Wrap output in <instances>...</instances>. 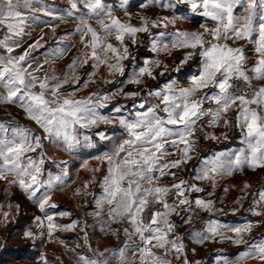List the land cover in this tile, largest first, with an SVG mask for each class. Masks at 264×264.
Here are the masks:
<instances>
[{"label": "snow or ice", "instance_id": "snow-or-ice-1", "mask_svg": "<svg viewBox=\"0 0 264 264\" xmlns=\"http://www.w3.org/2000/svg\"><path fill=\"white\" fill-rule=\"evenodd\" d=\"M157 5L175 14L162 18L142 16V23L133 25L127 11L130 0H120L124 19L116 15L106 0H70L68 7L52 5L47 0H0V26L6 29L0 38V87L5 90L0 103L19 106L41 130L37 132L18 123L8 125L14 137L0 139V179L7 181L5 188L9 185L21 188L45 213L50 239L57 227L72 230L79 219L62 225L54 221L52 213L58 206L49 201L52 193L62 190L71 179L70 161L52 160L46 148L52 145L70 154L95 149L99 154L89 153V157L100 164L106 161V166L98 185L100 193L93 197L95 208L91 215L96 218V224H84V243L91 255L71 249L77 264H173L174 260L202 264L200 260L189 259V249L183 243L185 237L199 244L220 240L245 245L236 256L217 254L208 264H246L253 259L264 264V234L251 240L246 238L254 228L264 226V185L257 192L258 199L247 209L256 219L242 225L226 224L214 217L215 213L223 212L215 207L216 201L192 197L193 193H202L205 189L173 171L194 158L198 147L193 138L196 132L201 133L202 140L228 139L227 132L216 135L211 130L219 127L221 121L225 128L240 129L243 146L228 151L210 148L211 154L200 156L193 166L192 179L210 182L208 195H211L228 175L249 167L264 169V84L253 83L264 81V0H141L137 6ZM183 5L187 8L182 11ZM40 13L52 17L53 25L59 21L79 20L74 31L62 33L56 45H49L42 53L43 63L39 56L31 55L44 48L43 35L22 54H14L22 45L29 22L49 23ZM196 16L204 21L200 24L202 31L183 28L167 31L169 25ZM90 20H95L96 26ZM209 24L214 26L208 27ZM153 28L156 31H152ZM138 33L148 34L144 46L150 48L155 57L147 56L141 64L132 56L126 72L123 61L131 56L126 37L135 44ZM71 35L81 37L85 50L79 51L66 70L57 75L45 65L49 57L63 58L73 45L61 42ZM112 38L118 41V46L109 42ZM230 40H246L252 47L246 50L243 46H232L227 43ZM174 49L184 51L174 60L171 75L140 92H123L126 84L144 83L145 76L152 80H156L157 75L164 76L169 64L159 57L161 53L171 56ZM247 51L256 57L251 64H248L251 57ZM89 60L91 69L83 78L76 75V70ZM102 64L107 66L109 75L119 74L125 80L117 82L118 86L112 90L74 99L81 86L86 88L94 82ZM152 65L162 70L154 75ZM66 84L72 88H65ZM118 93L131 99V105L112 104L105 114L108 102ZM233 107L235 115L229 118L227 114ZM203 117L208 118L204 124L209 126V131H204V124L197 128V122ZM99 123L113 127L108 131L97 129L89 135L88 130ZM4 127L5 122H0V130ZM93 136L106 141L108 151H100L102 146ZM31 152L36 153L35 157L26 155ZM177 152L180 153L178 159H168ZM46 160L59 171L53 173L43 168ZM81 166L87 168L88 160H82ZM164 178L178 182L167 185L163 183ZM247 187L250 185L245 184ZM173 196L175 199L169 202ZM239 206L242 200L235 201L231 211H239ZM145 210L149 212L147 222L143 215ZM198 210L213 215L202 219L199 229L190 227L183 235L177 233L176 229L183 224H192L193 213L198 215ZM180 211L185 215L179 222H172L169 218ZM55 214L67 216L71 212ZM34 218L43 226L41 217ZM113 224L128 226L114 229ZM97 225L101 232L108 234L118 236L123 231L126 239L114 248L103 251L94 248L86 229H95ZM228 232L234 235H227ZM25 235L36 238L30 230H26ZM157 247L164 250L162 254L153 250ZM191 252L194 255L196 249L191 248ZM40 260L42 264H56L47 259V254H40Z\"/></svg>", "mask_w": 264, "mask_h": 264}, {"label": "crops", "instance_id": "crops-1", "mask_svg": "<svg viewBox=\"0 0 264 264\" xmlns=\"http://www.w3.org/2000/svg\"><path fill=\"white\" fill-rule=\"evenodd\" d=\"M49 4L57 5L61 7H68L70 4V0H47ZM106 3H108L113 10L115 11L116 15L119 16L121 19L125 18L124 11L120 9V0H106ZM141 3V0H130V7H128L127 11L130 15L129 22L133 25H139L142 23V20L140 19V22H135V13H140V18L142 16H148V17H164L168 16L171 17L175 13L172 11H169L166 7H160L159 5L152 7V8H145L143 6H137ZM187 8L186 5L181 6V10H185ZM40 15L43 17L44 20H47L49 23L44 24L42 22H36L31 23L29 22L30 26L25 28V35L22 37V45L19 48L15 49L14 54H22V52L27 49L28 45L33 43L36 39L39 38L40 35L44 36V48L37 49L35 52H32L31 55L39 56L40 62L43 63L45 56L42 55V53L45 52V50L48 48L49 45L55 46L57 43L58 38L61 36L62 33L65 32H71L74 31L79 24L78 19H72V20H66V21H59L55 23L54 25L51 23L52 17L46 16L44 13H40ZM139 16V15H138ZM90 23L93 24V26H96L95 20H90ZM204 23V21L199 17L196 16L192 20H179L175 25H169L167 28V31H174L176 28H183L188 30H201L200 24ZM213 24H209L208 27H213ZM152 31H156L155 28L152 29ZM30 34V35H28ZM141 34V35H139ZM139 36H142L143 43H146L148 40V34L147 33H138L137 39ZM3 36L0 35V38ZM136 39V41H137ZM72 43V47L66 52V54L63 56L62 59L54 60L51 57L48 58V64L45 65L46 69H54L56 74L59 75L63 71L66 70L67 66L71 63V61L75 58L77 53L79 51H84L85 46L81 41V37L79 35H71L67 36L61 44L64 43ZM109 42L113 43L114 45L118 46V41H116L114 38H112ZM126 42L131 49V56L132 51L134 48V45L131 40H128L126 37ZM232 46H243L246 50L251 49L252 45L249 44L246 40L241 41H228ZM145 45V44H144ZM144 57L147 56H153L155 57V54L151 52V49L148 47H145ZM183 49H174L171 56H167L164 53H161L159 59L163 61L164 63L169 64L168 71L172 68V61L178 59L182 53ZM246 54L251 57L249 59L248 64H251L252 61L256 58L253 53L250 51H247ZM129 56L128 58H130ZM195 59V58H194ZM92 61L89 60L87 64L83 65V67L78 68L76 70V75L80 76L81 78L84 77L85 73L88 72L91 69ZM102 66V65H101ZM101 66L98 70L97 76L94 78V82L89 83V85L85 88L81 86V91L77 92L76 95L73 97L74 99H80L81 97H86L90 93L93 92H103V91H109L110 88L102 89V71ZM175 67V66H174ZM162 69L156 65H152V72L154 75L158 74ZM183 71V70H182ZM172 73L165 72L164 76H158L156 80H152L148 78L146 79L151 80V84L148 83L147 88H150L152 85L156 84L157 82H162L165 80L169 75ZM49 75H51V71H49ZM149 81V80H148ZM254 84H264V81H253ZM114 84V83H113ZM117 83L115 82V88ZM118 86V85H117ZM181 86H187L182 84ZM65 88H72V85L66 84L64 85ZM144 90V89H143ZM5 93V90L0 87V96H2ZM211 103V101H209ZM112 104H123V105H131V104H125L124 102H119V100L115 99L114 101L108 102V108L105 109V114H108L110 107ZM235 107H233L232 111L227 114L229 118H233L235 115ZM207 117H203L200 121L197 122V128L200 127V125L204 124V121L207 120ZM0 122H5V127L0 130V139L7 138L12 139L14 137V131L12 128L8 127V125H15L20 124L25 127L32 128L33 130L39 132L41 131L39 127L31 121L25 114V112L19 108V106L11 105V104H4L0 103ZM113 127V125H107L103 123H99L96 126H93L92 129L88 130V134L92 135L97 129L99 130H105L108 131ZM209 126L204 124V131H209ZM215 132L216 135H219L221 132H227L228 139L225 140L221 138L219 142L211 139H201V133L198 131L194 134V139L198 143V147L195 150V156L191 161H188L185 166H182L181 168L173 169V171L176 172L177 176H180L186 181H189L190 183L194 182L198 184L200 187H203L205 189L202 193H193L192 197H204L206 199H212L216 201L215 207L217 209H223V212H218L214 214V217L219 219L222 223L226 224H233V225H242L246 222L253 221L256 219V216L254 213H250L247 211L250 204L254 199H258L257 192L261 188L262 185H264V174L262 175L260 173V177H257V179H254L252 182H248L245 180L239 181L240 177L238 176L240 172H235L231 175L226 176L222 181L219 182L218 186L214 189L211 195H208V191L210 188V182L208 181H196L192 179V168L197 163V160L200 158V156L204 154H211L209 153V149H213L214 151H228V150H234L239 147H242L240 136L241 131L239 128H225L223 126V121H221V124L219 127L215 129H211ZM93 139L99 142V145L101 146L103 141L99 140V137L93 136ZM54 149V148H53ZM52 148H49L47 146L46 153L48 157H51L54 161H70V167H69V176L72 177L71 172L73 170V166L79 167L82 160H85L87 157H89V153L98 155L99 152H97L95 149H82L80 150L79 154L75 153H68L61 149V151H57V148L53 150ZM37 152L39 149L36 150ZM100 151H108V149L104 147V149H101ZM26 155H30L35 157L36 153H26ZM180 157V153H173L171 156L168 157V159H178ZM106 166V161L104 162ZM43 168L51 169L53 173H56L59 171L58 168H56L52 163H50L48 160L45 161V165ZM99 171H101L102 165L99 163ZM254 170L258 174V172H263L264 169L261 168H245V171ZM238 176V177H237ZM12 177H9V180H11ZM69 179L67 181L66 186L69 185L70 181ZM238 180V181H236ZM178 181L172 179V178H164L163 183L167 185H171L173 183H177ZM7 181L0 179V264H42V261L40 260V254H47L50 255L48 252H52V246L49 245L48 242L44 244L38 243L39 237L41 236V233H44V235L49 236L48 229H47V220L45 219V213L42 212L38 205L33 202L32 199H30L21 188L19 187H13L8 186L5 188ZM245 184L250 185V187L245 188ZM65 186V187H66ZM253 188V190L251 189ZM228 189L227 192L224 190ZM252 190V191H251ZM100 193V190H99ZM19 195L20 203L15 202V196ZM53 194V193H52ZM98 195V194H96ZM185 195H188L186 192ZM52 198V197H51ZM172 199H175V197H170L169 202H171ZM237 200H242V206H239V211L233 213L231 211V207L233 206L234 202ZM23 201L28 202L29 205L34 206V208L29 207L25 208L22 207ZM50 202V201H49ZM15 206V208L13 206ZM13 207V209H12ZM56 210L53 211V218L59 219L62 217L63 219L60 221H57L56 223L59 225L66 220H64L65 216H60L58 212L65 211L66 207L63 209V207L58 206ZM184 207V206H181ZM11 208V209H10ZM257 211L259 209L257 208ZM7 214V219L5 218ZM143 215L145 216V222H147V217L149 216V213L144 211ZM185 215L184 211H180L179 214H173L169 219L172 222H179L181 217ZM197 215L196 213H193V216ZM210 215H213L207 211H199L198 210V216L202 217L203 219L208 218ZM24 216H31L32 220H30L27 224L23 226L22 234L17 235V231H21V227L19 229H14L15 226L18 225V221L22 219ZM41 217L43 220V226L40 225V222H38L34 217ZM66 223V222H65ZM94 224H96V218H94ZM9 225H12V230L7 231V228ZM20 226V225H18ZM128 225L124 224H113L112 227L114 229H122L123 227H127ZM188 224L185 223L179 228L176 229L177 233L180 235H183L187 230L190 228L187 227ZM30 230L34 235L35 239L28 237L25 235V231ZM64 229L57 227L55 231L51 233V236L57 234V232L63 231ZM131 231V228H129ZM12 233V234H11ZM16 234V235H15ZM227 235H234V233L228 232ZM261 234H264V226H258L253 229V231L246 236L247 239H255ZM11 235H15V237L18 236L20 242H10L7 238ZM94 235H97V241L94 242L93 247H99L101 251H103L106 248H114L122 244V242L126 239L123 231H120L118 237L114 234H108L107 232H101L99 225H97L94 229ZM138 239V238H137ZM183 243L188 247V257L189 259H196L200 260L202 264H208L209 261H213L215 259V256L217 254L221 255H227L230 258L236 256L239 251L243 250L245 245H234L230 241H220V240H208L204 244H199L195 240L191 239L190 237H185L183 240ZM191 248H195L196 252L193 255L191 252ZM154 251H156L158 254L163 253V249L160 248H154ZM40 251V254H39ZM51 257V255H50ZM48 259V258H47ZM169 259H172L171 255H169ZM50 261H53V259H49ZM173 264H183L182 260H174ZM246 264H260L258 260H249L246 262Z\"/></svg>", "mask_w": 264, "mask_h": 264}, {"label": "rangeland", "instance_id": "rangeland-1", "mask_svg": "<svg viewBox=\"0 0 264 264\" xmlns=\"http://www.w3.org/2000/svg\"><path fill=\"white\" fill-rule=\"evenodd\" d=\"M134 15H135V18H134L135 22L139 23L141 19L140 13L137 14L136 12ZM144 44L145 43H143L142 36H139V38L137 39L134 45L133 51H132L133 52L132 56L137 57V63L142 64L144 61V58H143L144 52H145V48L143 47ZM132 56L123 61V64L125 65V68H126V72L129 71L128 65L131 62ZM172 61L174 60H171V62ZM190 63H193V62H190ZM172 65H173L172 68L167 72L172 73L175 63ZM106 67L107 66L103 64L101 66L102 81L104 79H108L111 82L102 83V89L107 90L106 88H110L112 90L115 88V82L117 83L121 80H125V77L119 74L109 75L106 72ZM184 67L187 68V66H184ZM157 78L159 77L157 76ZM143 79H144V83L140 85L126 84L123 87V92H128V91L140 92L143 89L147 88L148 83L151 84V80L146 79V77H144ZM103 92H106V91H103ZM115 99L119 100V102H124L125 104L132 103V100L129 98H126L122 93L116 94L111 100L114 101ZM101 146H102L101 149H104V147L105 149L106 148L108 149L109 147L106 141H103ZM49 148L56 149V147L52 145H49ZM57 151H61V149L57 148ZM86 159L88 160V167L87 168L82 167L81 164L79 167H77V165L73 166V170L71 172L72 180L70 181L69 185L66 187H63L62 190L54 191L52 194V198L49 202V204H55L57 206H61L63 207V209L66 207V209L68 208L66 211L71 212V215H67L64 217V220H66L65 221L66 223L63 222L59 225L69 224L73 220L77 218L79 219V224L72 230H63V231L57 232V234L51 236L50 239L46 235L39 237L40 238L38 241L39 245L47 243V242L49 245H53L51 247L52 252L50 251L48 252L51 255V257L50 255H48L47 258L48 260L53 259V261H56V264H77V261L73 258V254L70 251L71 249H75L76 252H79L81 254L91 255V252L89 251L88 247L84 243V238H83V231L85 230L84 224L85 222H87V224L90 226L94 225L95 217L91 215V211L95 208V204L93 203V197L94 195L99 194L100 188L98 187V185L100 182V177L104 174V171H105V163L101 164L102 165L101 171L99 170L94 171V169L99 167V162H97L94 159H91L90 157H87ZM260 173L262 175L264 174L263 172H258L257 174L256 171L254 170H249L245 172L241 171L240 174L238 175L240 177V179L238 180L239 181L245 180L248 182H252L254 179H257V177H260ZM86 181L88 182L87 184L85 183ZM77 189H80V191L78 192ZM251 189L253 190V188ZM19 198L20 196L17 194L14 199L16 203H20ZM13 207L15 208V206ZM25 207L28 208L27 205ZM150 207H158V205H150ZM56 210H61V209L59 207V209L55 208L53 211H56ZM146 212L148 211L146 210ZM62 219H63L62 217H60L59 219H55V222L57 221L61 222ZM202 219H203L202 217L198 215H194L192 224H188L187 227L189 226L192 227L194 226V224H198L199 226H201ZM26 221H28V219L22 218L18 221V225L21 226V224L26 223ZM18 225L15 226L14 229L15 228L19 229L20 226ZM11 228H12V225L11 226L9 225V227L7 228V231H11L12 230ZM86 230L90 237L89 242L93 246L94 242L97 241V235H94V229L92 227H88ZM22 232L23 231L21 229V231H17L16 234L19 235V234H22ZM15 235L9 236L7 240L9 239L10 242H20L21 241V239L19 240L20 237L19 238L18 236L15 237ZM120 236L121 235H118V237ZM65 245H67V247H65Z\"/></svg>", "mask_w": 264, "mask_h": 264}, {"label": "trees", "instance_id": "trees-1", "mask_svg": "<svg viewBox=\"0 0 264 264\" xmlns=\"http://www.w3.org/2000/svg\"><path fill=\"white\" fill-rule=\"evenodd\" d=\"M26 205L28 206V208H29V207H32V208L35 209L34 206H31V205H29L28 202L23 201V205H22V207H25ZM25 208H26V207H25ZM23 219H28V221H26V223H22V224H21V226H20L21 229H23V226H24L25 224H27L30 220H32V217H31V216H29V217H25V216H24ZM39 254H40V251H39Z\"/></svg>", "mask_w": 264, "mask_h": 264}, {"label": "built area", "instance_id": "built-area-1", "mask_svg": "<svg viewBox=\"0 0 264 264\" xmlns=\"http://www.w3.org/2000/svg\"><path fill=\"white\" fill-rule=\"evenodd\" d=\"M5 31H6V29L4 27L0 26V35L1 36H3ZM192 227L199 229L201 226H199L198 224H194V226H192Z\"/></svg>", "mask_w": 264, "mask_h": 264}]
</instances>
